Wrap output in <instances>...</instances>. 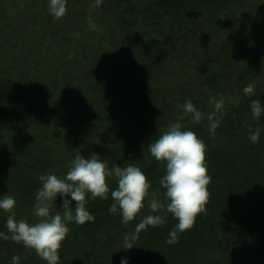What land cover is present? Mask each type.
I'll return each instance as SVG.
<instances>
[{
	"label": "trees",
	"instance_id": "16d2710c",
	"mask_svg": "<svg viewBox=\"0 0 264 264\" xmlns=\"http://www.w3.org/2000/svg\"><path fill=\"white\" fill-rule=\"evenodd\" d=\"M71 1L73 0H67V3ZM76 1L78 5L83 0ZM245 1L101 0L98 7L99 13L115 14L116 18L122 19V23L125 24L122 39L116 37L117 28H122L120 25L118 27L115 25V37H111L122 45L123 48H118L119 53L125 54L126 51L131 52L134 47L140 46L134 44L133 35L148 34L146 30L131 32L128 26H133V21L129 19L131 16L143 20L144 24L156 25L161 28L160 30L170 26L175 33L187 32L186 34L196 38L200 27L194 28L193 22L197 16L205 18L206 15L211 22L217 17V12L228 13L232 11L231 8L242 10ZM69 7L67 5V15L62 17L65 21L64 26L61 24L62 18L59 19V41L72 53V49L79 47L75 42L77 27L69 21L75 11ZM93 15L94 13L90 14V17L92 18ZM245 16L249 17V15ZM88 19L89 17L83 18L82 23L85 24ZM221 23L225 25V21ZM94 25L97 30L96 27L100 26L98 18ZM235 28V36L232 39L225 40L223 36L217 42L219 48L216 53L211 54L205 70L198 69L195 72L197 75L196 79L193 78L194 81L196 80L195 85L192 87L189 81H185L188 77H183L180 92L172 96V101L169 103L171 105L174 102L175 107L170 111H178L177 120L184 125L185 130L195 132L207 145L206 163L212 181L208 186L211 197L206 205V214L197 217L194 228L179 234L178 243L168 244L166 240L169 238V231L178 221L171 214L161 212L159 214L167 216L165 225L149 226L146 230H141L134 247L120 256L116 252L115 243L120 239L123 240L128 232L134 231L144 216L153 213L146 203L140 217L124 225L121 223L119 214L109 213L113 203L110 195L108 200L89 198L86 207L95 217V221L85 222L83 225L69 223L70 233L59 250L60 264H120V258L125 255L129 258V264H264V113L257 121L253 118L250 108L251 101L254 99L264 107V75L257 74L264 61L259 52H252L247 43L248 38L243 37L248 27L243 25ZM91 32L89 31V35L93 36ZM96 40L98 41V37ZM194 59H198V56ZM48 61L49 59L46 58L47 64ZM101 73H103L102 70ZM11 74L14 75L0 74V127L6 132L11 133V130H15L18 135H21L28 123L35 127L39 126L43 138L48 139L51 136V128L55 127V120L62 112L69 110L65 103L66 99L60 98V95L65 97V88L70 87V84L67 81L56 84L58 80L54 82L55 78L49 79L48 75L47 82L42 83L38 72L23 75L24 79L17 78L14 70ZM128 75L131 76L126 67L122 79ZM105 77L107 81L115 78H110L106 73ZM117 80L129 102L135 103L137 107L146 111L156 110L154 100L157 91L151 89L150 85L137 80L136 83L132 80L126 83L119 77L114 79L116 82ZM250 82L255 84V94L246 96L243 88ZM186 87L188 91L185 90ZM104 89L105 87L101 86V90ZM51 90L57 92L51 94ZM117 95L122 96L119 91ZM212 98L217 100L223 98L224 101V114L214 137L208 132L207 121V115L214 111V104L210 102ZM56 101L59 104H56ZM187 101H191L197 110L204 113L205 119L201 123H194L191 114L185 115L183 109L178 107ZM113 103L119 104L114 99ZM104 112L109 113L104 116L106 122H122L120 118L111 116L114 113L113 109L107 111V109L94 108L88 113H83L79 121L81 131L88 121L101 122ZM129 118L132 119V116ZM137 118L138 116L135 119ZM245 121L253 130L257 127L261 129L258 143L253 144L249 140V128L245 126ZM66 122L70 121L66 120ZM136 122V120L133 121V123ZM43 125L45 126L42 127ZM86 133L81 134L84 140L77 151L72 150L75 151L73 157L77 153L82 155L84 152L89 155L94 152L109 165V168L114 164L127 166L134 163L141 168L151 182V193L162 202H168L164 196L165 189L160 185V180L166 174V168L150 153L139 150L138 144L142 137L134 131L124 134L122 130L113 131L111 128H105L101 133L105 140L95 141L93 137H87ZM11 143L12 151L0 148V176H4L6 185L15 191L13 193L16 194L17 204L20 203L29 209L25 214L17 213L16 218L24 219L30 224L35 223L38 220L34 213L35 193L41 187L38 177L41 174H54L52 170L56 161L46 155L49 149L44 147V139L34 143L30 142L29 138L18 137V140ZM101 147H104L106 151L102 152ZM56 169L64 175L68 171L62 166L60 170L58 166ZM109 185L110 190L118 187L114 179H109ZM61 205L62 200L57 197L52 213L56 211L62 213ZM74 205L75 202H73ZM9 215L7 213L5 217L0 218V232L10 236L7 227L3 226L6 225ZM0 240L4 239L0 238ZM7 241L11 242V239ZM28 250L30 249L27 248ZM30 256L34 260H38L39 257L32 249ZM39 264H46V262L42 260Z\"/></svg>",
	"mask_w": 264,
	"mask_h": 264
},
{
	"label": "rangeland",
	"instance_id": "374dc122",
	"mask_svg": "<svg viewBox=\"0 0 264 264\" xmlns=\"http://www.w3.org/2000/svg\"><path fill=\"white\" fill-rule=\"evenodd\" d=\"M95 2L96 0H83L77 5V1L73 0L67 3L69 8L75 11L69 21L77 27L75 42L79 47L72 49L71 53L59 41L60 20L57 24L58 20L50 14L49 0H0V74L12 76L14 74H11V71L14 70L17 78L24 79L23 75L38 72L42 83L47 82L48 75L49 79L55 78L54 82L58 80L56 84L63 81L70 84V87L65 88V97L60 95V98L66 99L65 103L69 110L62 112L57 119L55 117V127H52L53 123L50 124L52 132L48 139L43 138L39 126L35 127L28 123L21 135H18L15 130H11L10 133L0 127V148L12 151L11 141L18 140V137L29 138L30 142L34 143L44 139V147L49 149L46 155L56 161L57 165L55 164L52 171L57 176H64V173L57 171L56 166L58 170L61 166L68 170V164L74 158L72 155L84 140L81 134L86 132L91 134L86 133L87 137L100 141L105 140V137L101 136L105 128H111L113 131L122 130L124 134L134 131L142 137L138 144L139 150L149 154L148 145L152 140L157 139L170 122H180L177 120L178 111H170L175 107L174 102L171 105L169 103L172 101V96L180 92L183 77H188L185 81H189L193 87L196 81L193 78L196 79L197 76L195 72L198 69L205 70L211 54L216 53L219 48L217 42L223 36L225 40L232 39L235 36L236 26L248 27L246 31L242 28L245 31L243 37L248 38L247 43L252 52H259L264 61V0H246L242 10L231 8L232 11L228 13L217 12V17L211 22L205 14V18L197 16L193 22L194 28L200 27L196 38L186 34L187 32L175 33L170 26L160 30L161 28L156 25L144 24L143 20L131 16L129 19L133 21V26L128 25L131 32L146 30L148 34L133 35L134 44L140 46L134 47L131 52L122 53L123 55L118 50L123 48L122 45L112 38L115 37V25L116 27L120 25L122 28H117L116 37L122 39L125 24L122 23V19L116 18L115 14L99 13V7L93 9L92 5ZM92 13H94L93 24L98 18L100 26L96 27L97 30L89 28V19L85 21V24L82 23V19L90 17ZM221 21H225V25H222ZM64 23L62 18V26ZM156 23L158 24V21ZM88 30L92 31L93 36L89 35ZM197 56L198 59H194ZM46 58L49 59L48 64L45 62ZM261 66L264 67V64ZM126 67L131 76L128 75L122 79ZM262 67L257 73L259 76L264 75ZM105 73L110 78L119 77L126 83L132 80L134 83L140 81L150 85L151 89L157 91L154 100L156 110L146 111L137 107L135 103L129 102L124 90L119 87V80L116 82L113 78L107 81ZM101 86L105 87L103 91ZM185 90L188 91V87ZM117 91L122 96H118ZM56 92L50 91L51 94ZM113 99L119 104L113 103ZM56 104L59 103L56 101ZM94 108L107 109V111L113 109L114 113L111 116L120 118L122 122H106L104 116L109 113L104 112L101 122L88 121L81 131L79 121L83 113H88ZM129 116H132V119ZM135 116L138 118L135 119ZM66 120L70 122L67 123ZM134 120L137 122L133 123ZM149 129L155 130L147 131ZM30 146L33 148L31 144ZM74 149L75 151H72ZM100 150L106 151L104 147ZM82 155L86 158L88 156L84 152ZM5 181V177L0 176V199L5 195L15 198L16 194L13 193L15 191L9 188ZM28 210L18 203L13 211L16 217L17 213L25 214ZM6 214L7 212L0 210V218L5 217ZM139 217L140 215L137 216ZM115 244L116 252L121 256L124 253L123 240L120 239ZM30 253L31 249L27 251L21 243L0 240V264H10L13 256L20 258L18 264H39L42 261L40 257L38 260L31 259Z\"/></svg>",
	"mask_w": 264,
	"mask_h": 264
},
{
	"label": "clouds",
	"instance_id": "9594fccd",
	"mask_svg": "<svg viewBox=\"0 0 264 264\" xmlns=\"http://www.w3.org/2000/svg\"><path fill=\"white\" fill-rule=\"evenodd\" d=\"M100 3L101 0H96L92 8L95 9ZM49 12L54 19H61L67 14V0H49ZM89 28H95L91 17ZM254 89L255 84L250 82L243 88V92L246 96H251L255 94ZM210 102L214 104V111L207 115L208 132L214 137L224 114V101L223 98H212ZM178 107L183 109L185 115L191 114L194 123L199 124L205 119L204 113L197 110L191 101ZM250 108L253 118L258 121L264 113V107L254 99ZM245 126L249 128V140L253 144L258 143L261 129L257 127L253 130L247 121ZM148 152L166 168L160 185L165 189L167 203L151 193V182L134 163L127 166L114 164L109 168L94 152L87 158L77 153L69 162L66 175L48 173L38 177L41 187L35 193L34 204L37 222L30 224L15 217L13 210L17 201L13 196L5 195L0 199V210L10 213L6 221L10 236L0 232V238L11 239L34 250L46 264H59V250L70 233L69 223L83 225L85 222H94L95 217L86 207L89 198L108 200L110 195L113 203L109 213L119 214L124 225L134 221L146 203L153 213L144 216L135 230L124 236L122 247L125 253L134 247L141 230H146L149 226L165 225L167 216L159 214L161 212L171 214L178 221L169 231V238L166 240L168 244L178 243L179 234L195 227L197 217L206 214V205L210 202L208 186L212 177L208 174L206 163L207 145L195 132L185 130L182 123L170 122L158 138L148 145ZM109 179H114L118 184L114 190H110ZM57 197L62 200L63 211L53 214L51 210L56 205ZM19 259L13 256L10 264H18ZM120 264H129L127 255L121 257Z\"/></svg>",
	"mask_w": 264,
	"mask_h": 264
}]
</instances>
